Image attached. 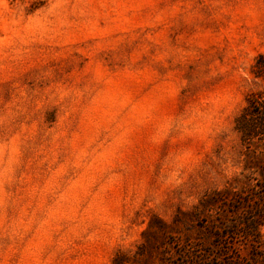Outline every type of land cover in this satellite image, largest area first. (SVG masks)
<instances>
[{
  "label": "rangeland",
  "instance_id": "374dc122",
  "mask_svg": "<svg viewBox=\"0 0 264 264\" xmlns=\"http://www.w3.org/2000/svg\"><path fill=\"white\" fill-rule=\"evenodd\" d=\"M241 114L264 119V0H0V264L207 244L264 198Z\"/></svg>",
  "mask_w": 264,
  "mask_h": 264
},
{
  "label": "trees",
  "instance_id": "16d2710c",
  "mask_svg": "<svg viewBox=\"0 0 264 264\" xmlns=\"http://www.w3.org/2000/svg\"><path fill=\"white\" fill-rule=\"evenodd\" d=\"M248 106L255 108L261 106L259 96H251ZM253 111V110H252ZM258 112H254L256 115ZM236 128L243 138H252L260 133L262 123L246 119L243 114L235 119ZM262 125V126H261ZM264 134V133H263ZM258 202L246 212L242 220H233L229 223L221 222L220 226L206 228L204 235L208 239L207 244L197 241H189L187 238L166 243L158 238V243L148 252L149 259L143 264H264V251L261 248V227L264 226V198L263 194L255 195ZM236 201V199L234 200ZM247 203L249 200L240 199ZM229 238H245L249 241L248 258L245 259L231 248Z\"/></svg>",
  "mask_w": 264,
  "mask_h": 264
}]
</instances>
